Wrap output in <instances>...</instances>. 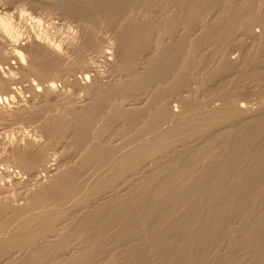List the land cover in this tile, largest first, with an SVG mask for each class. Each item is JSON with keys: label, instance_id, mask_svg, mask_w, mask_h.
I'll return each mask as SVG.
<instances>
[{"label": "rangeland", "instance_id": "374dc122", "mask_svg": "<svg viewBox=\"0 0 264 264\" xmlns=\"http://www.w3.org/2000/svg\"><path fill=\"white\" fill-rule=\"evenodd\" d=\"M236 2L237 0H230V1L213 0L208 4V7H206L207 9L204 10L205 12L202 14L204 17L200 15L198 19L199 21L204 20L207 23L210 22V24H214L215 26L219 27L223 23V21L227 19L224 18L225 16L224 14L230 13L228 10H225L226 9L225 7L236 6ZM176 13H177V6H172V5L166 6L160 3H155L146 6L142 3V0H115L110 5L103 4V0H100V2L99 0H92V1L90 0H0V44L1 45L4 44V46L8 49H12V48L19 49L24 56H26L28 50L32 48L34 45L37 44L46 45L48 50L52 51V54L50 52L48 55L45 56V58L46 57L47 58L44 59L46 61L48 59L49 62H52L53 59H55V61L53 62L57 64L56 61L58 58L59 59L58 62L63 63L60 65L59 63L57 65H54V63L52 62L50 65L51 67L52 65H54L56 71L55 70L51 71L52 73L50 72L49 75H47L44 78H38V76H35V74L31 71H28L30 73L27 72V74L25 72L26 75L22 74L19 66L22 62L19 56L11 57L10 55V57L9 56L7 57V60L6 59L2 60V62L0 63V75L5 76L6 78L8 77L10 86H14L13 88L14 92H11L12 96H8V98L5 101L2 100L1 101L2 103H0V107L4 106L3 108L6 109L7 111L4 112L3 114L4 117L0 118V189L2 188L1 190L4 191L3 193L2 191L0 192V196L2 195L1 198H4V196H8L7 198L8 199L10 198L11 203H17L20 200L19 198L20 196L18 195L21 190L29 191L30 189L28 188H32V189L36 188L35 185L34 187H32L33 185L30 183V181L29 183H27L28 185H24L23 183L14 184L15 179L13 178V176L14 175L17 176V173L15 174V172L18 170V167L17 166L15 167V164L12 162V160L8 159L10 158L9 150L11 149V147H14V145L17 143L20 144V145L17 144L18 146L21 145L23 146V143L27 142V140L28 141L31 140L34 141L35 143H41L44 145L47 155L45 160L39 166L40 168L39 176L41 177V180L42 179L47 180L48 175L51 173V171L44 169L46 165H47V169L54 167L57 168L59 171L61 170L64 171L63 169L70 168L69 170L71 171V173L70 176L67 177L66 181L69 184L76 187V191L69 198L63 200L60 203L55 204L53 203L52 199H48L43 205V208L45 209L57 210L58 211L57 214L60 215L59 219L64 217L63 221L67 222V224L69 222H70L69 224L73 223L71 227L68 228V231H75L73 225L78 221L79 216H82L83 215L82 213L86 212L87 207H84L85 201L93 195L92 189H90L88 185L92 183L94 180L100 177L107 176L108 174H111L113 180V181L111 180V183L118 184V182H120L119 185L121 184V187L124 184L123 193L124 191L125 192L128 191L129 188L132 189L137 188L138 186H140L139 184L150 185L148 189L151 190L149 191L147 189L144 191V192L147 191L146 194L144 192H141L142 189L140 190V188L138 187L137 190L139 189V191L136 190V192L134 191L133 193L130 192L131 194L128 193L127 194L128 197H125L126 199L131 200L132 198L134 199L136 195H140L138 193H141V195L143 194L144 197L151 200L149 201L147 199H144V197L142 196L143 200H145L146 203H143L142 201V203L145 205L139 204L141 206H138V211L144 208L147 210L148 206L150 207L151 204V203L148 204V202H152L154 199L163 201L165 203V207L167 208L169 206L168 208H170L171 203L173 204V202L171 201L173 200V198L172 197H171L172 199L169 198L172 193L176 192V190L183 188L186 189L188 187L193 188L194 186L193 189L198 190L199 192L198 191L197 192L199 194L200 193L203 194L204 192L206 195H208L207 193L211 191V187L209 185L215 186V184H219V183L222 184L223 182L222 191L224 190L223 191L224 197H222L223 195H221L222 194L221 192L219 193L220 196L218 195L211 198L213 201H216L215 204H213L214 202L209 199V196L208 197L193 196L190 198L191 200L190 199L188 200V202L187 201L183 202L185 204L182 205V208L176 206L175 208L173 205L172 206L173 212H171V215L172 214L175 215V213L176 214L181 213V214L180 215L177 214L175 216L172 215L173 217H171L170 215L171 218L168 219L171 221L167 222L168 219H166L164 220V222L166 221L167 223H170L173 221L172 223L174 224L176 223L174 226L172 223L170 225V224H166V222L165 225L163 223L161 224L163 220L160 222V220L162 219L160 218V216L162 215L159 214L158 215L160 220L158 223H160L163 226V228L161 225L157 223L155 224L152 223L150 219H148L149 217L151 218V216H146L147 214L145 209L144 211L146 215L144 214V211L140 212L142 214H138L137 210H134V213L135 211L137 212L136 214H134L133 211L130 210L128 204H126L125 207L124 205H118V207L112 205L113 209L117 208L126 212L124 214L128 218V219L125 218L127 222H125L124 220V222L119 221L121 222V224L118 221L117 222L119 224L113 223V221L116 222V220H111L112 214L108 211L107 212L104 211L106 213L101 212L96 214L98 216L97 217L95 215V217H97L96 219L98 220L97 225L94 228L86 230V232L85 231L82 232L83 234L81 233L78 236L76 235L71 236V238L68 239L69 240L68 244L72 246V249L74 248L73 251L71 250L68 251V253L65 254L64 258L55 257V259L52 261V264H77L75 263L74 259L68 257V255L72 254L73 252H74L73 254L75 255L79 254L80 256H85L88 258V260H86L84 264H166V263L168 264V262L165 261L167 260L166 258L174 254V252L172 253L173 250L172 248L170 251V247L172 246L171 242L163 246H154L153 244H151V246H153L156 251L151 249L149 251L153 255H150V253L149 256H147L148 253L147 255L145 254L146 257L143 255L148 249L147 245L150 244L148 243V241H150V237L144 234L146 233V231H148V229L146 230L144 226H142L144 227L143 232L141 231L142 227H140V229L138 228L140 232H142L144 235H142L139 232V230L136 229L137 234L139 235L141 234L140 237L139 235L136 236L140 239L141 243H139L138 238H137L138 242L137 239H132L133 236H131L130 238H128L129 236L128 237L123 236L124 238L123 237L122 238L124 240L121 237H115V233L118 231H123V229L132 230L131 228L132 226L128 228L127 224L129 222H130L129 224H132L134 221H136L135 223H140V222L143 223L144 221L142 220V218L144 215L146 217L144 216L145 218L143 219L146 221L149 220L152 226L154 225L153 226L155 227L154 229H156L157 228L156 226H158V228L162 229L159 230L164 231L165 234L166 230L170 228V230H167L166 234H169L170 231H172L169 234V236L171 235L170 239L172 241L174 240L173 242H175L176 240L179 241L180 239L185 240L187 237L190 240L193 237H195L193 235H197L198 231H200L199 232L200 235L203 234L201 233L202 231L205 233V235L210 233L209 230L211 231L212 236L211 234H209L210 239L208 235L201 239L204 240L202 241L204 243H202L200 239L196 238V240L194 241L197 243L190 240L191 242L186 243L187 245L186 244H184V246L182 245V248L180 249L183 250L180 251V255L181 256L183 255L184 257L186 256V258L190 255L188 258L191 257L193 258L188 260L182 256L180 257V262H182L181 260L183 258H184L183 261L186 264L187 262L188 264H190L191 263L190 260H193L194 258L195 260L196 259L198 260L199 258L198 262L200 264H205V263L226 264L229 262L228 258H230V261H234L235 259L234 262H237V264L240 263L257 264L258 262H264V253L256 252L259 248L258 246L264 243L261 241L262 238L258 239L260 241L256 240L257 238H259V236H264V229H263L264 228V224H263L264 194H262L264 193V172H263L264 169H262L261 167L262 171L260 169H258L255 172L250 171L251 170L250 168H252L251 164L253 163L254 158L256 160L258 159L259 156L256 155L244 156L245 154L244 149L241 148L240 151L239 148L235 149L236 153H233V155L236 158L237 157L240 159L245 158L242 161L244 162L246 160L247 163L246 162L243 164L241 163L243 166L241 164H238V166L236 164L233 165L231 164L227 166V168L230 167L229 169H227L225 165H223L222 168L224 170L222 173L220 171L222 170V168L220 167L222 165L221 162L218 163L217 162L218 160L215 161L213 159L211 161L208 158L207 160L210 161L207 162V160H205L206 159L205 157L207 152L209 153V151L210 152L218 151L219 153L221 148L224 149V146H226L225 143L228 141V138L220 139V137L219 138L214 137L212 132L209 133L207 132L208 134L206 132L203 133L195 132L193 129L188 127L191 121L201 120L203 118H206L208 114L211 115L212 114L211 111L213 110V108L221 104L223 100L230 98L232 96L237 95L236 97L238 102L244 103L250 109L253 110L258 109L259 104L263 103L264 101V34H263L264 33V3H262L259 9V15L261 14L262 19L261 18H260L261 20L256 19V21H254L251 24L253 31L259 33L263 31L262 32L263 35L261 34V36L258 38L252 36V33L249 32L248 30H244L243 25L241 23L244 22L250 15L246 12L245 13L242 12L233 19L232 24L229 27H227L225 30H223V34L220 36L209 35V36H203V38L202 39L200 38L199 40L198 38L194 39L195 41L193 42H190L187 39H184L181 42L178 41L175 42L173 41L174 37L170 38L167 33L168 21L165 19V17L169 18L172 15L175 16ZM131 21L140 27L149 29L151 32L150 37L147 39L145 43H143L144 45L140 44L141 45V46L139 45L140 47L137 46V48L139 47L138 48L139 50H136L137 48L134 49V51L136 50L135 51L136 53L139 52L138 62L145 60L144 56H146L148 51L150 52L154 48L160 46H164V47L166 46L165 53L167 54L166 57L168 56L166 60L168 61L169 59V61H171V62H166L167 63L166 66L163 65V70H164L163 72L165 73V75L161 77L160 81L158 82L155 81L154 83L151 82L152 85L149 83L147 84V86L143 84V86L141 85V87L138 86L140 84H136L137 87L135 85H133L134 87L132 85L128 86V84L127 86H125L126 84L124 85L123 83H126V81H128L127 79L128 75L134 73L133 71L127 68L126 59L121 58L123 60L122 61L120 57L116 56L114 60L117 58L116 59L117 63L115 62L114 66H111L110 64L114 60H112L113 58L111 54L107 53V51L112 50L110 46L118 47L119 42H117L118 40L116 34L121 33L124 29V25H126L128 22ZM177 29L178 30L175 33L178 35L179 33L183 34L186 33L187 31H189L188 32L189 34L194 32V28L188 30L182 24L178 25ZM197 32L198 31L195 30V32L190 34L189 37L196 38L198 35H195V33ZM158 41L160 43H158ZM20 46H22L23 48L20 49ZM52 55H54L55 58ZM221 55L229 57V59L233 61H231L228 64L227 68L222 73L217 74L215 73V71L219 68ZM172 56L174 57V59ZM49 57L51 58L49 59ZM80 58H83L85 62L82 61L83 59L80 60ZM24 59H25L24 60L25 64L29 65L28 61L26 60V57ZM78 60L80 61L79 66L77 65L79 63ZM64 64L68 66V68H66ZM61 65L62 66L64 65L67 70L65 71L63 66V68L61 67L63 70L62 71L59 67ZM140 65H143V63H141ZM259 71L263 72L262 76L258 74ZM85 75H87V78L85 77ZM50 77L54 79L53 80L54 85L51 87L49 86L48 88L46 87L47 86L46 84H48L47 80ZM175 79L177 81H180L181 83L177 84V86H170L172 80ZM122 80L124 82H121ZM101 83H106V84L108 83L110 85L109 88L107 87L109 90L108 89H106L108 91L105 90L107 97H104L105 93L104 95H101L103 98L100 96V94H99L100 98L97 95L98 93L96 90L99 89L98 85H100ZM111 85H113L112 86L113 88L111 87ZM120 87H122L123 89H121ZM45 88L48 91H46ZM95 91L97 94L95 93ZM108 92L111 93V96L113 94L114 95L111 97ZM226 96L227 98H225ZM97 97L99 98V100L97 99ZM105 98L106 99L109 98V99L107 101L104 100L103 102L102 99ZM100 99L102 102L100 101ZM95 100L100 102H96ZM181 100L189 104L188 108L183 109ZM160 101L161 102L163 101L168 105L169 109L175 114L174 119H168L166 118V116H163V118H166L163 119L162 116L160 118V115L159 116L156 115L157 110H155V108L157 109L158 105L161 104ZM95 103H98V105L97 104L95 105ZM112 106H114V108ZM115 107H121L123 108V110L125 108L124 111L126 113L122 112L120 114H117L116 115L117 117H115L113 113L115 111ZM150 108L152 109L150 110ZM88 110H91L93 113ZM152 110H154L155 113ZM150 111L152 112L151 114H149ZM128 112L129 115H127ZM131 113H136V114L132 115ZM152 114L154 115L153 117L157 119V122L160 123L159 125L156 124V126H161V127L172 126V125L180 126V124L189 121L187 124L188 125L187 129H184V131L181 132V134L167 137L165 139L166 141H164L167 142L165 143L167 144V147L163 148L162 151L160 150L152 154L151 156L141 160L140 162H136L132 166V168L134 169L128 170L125 168V170H122L120 172H115L119 170V168H123L124 166L120 164H113V166H111V163H108L109 161L107 160V158L106 160L104 159L101 160V158L95 157L88 160V162L83 163L86 154L90 153L97 146H105L107 147L108 150L110 149L111 153L113 154L112 155L113 158L114 155L117 156L118 153L121 154L123 152H126L127 149L132 148L141 142L151 140L154 133L153 132L151 133L150 129H154V127L152 125L151 128L150 124L155 121L154 119L153 120L151 119L153 118ZM120 115L123 116L121 117ZM149 119L152 121L150 122ZM54 121L62 122L61 124L62 126L60 125V127L62 128L61 129L62 132L57 131L56 129L53 128ZM83 122L86 124H84ZM220 123L222 125L221 124L219 125L215 124V125L221 126L220 129L223 130H228V129L230 130L237 128L236 125H231L230 121H222ZM253 123L255 122H251L250 124H248V126L245 125V127L243 128L244 131L243 129H241L242 131L238 132L239 134L238 138L245 135L247 131V129L245 128L249 127V125H252ZM146 125H150L148 126L149 127L148 130L147 128L145 130ZM262 135L264 136V133L259 135L257 134V137L256 136L253 137L254 141H251L253 140L251 139L250 143L256 144L260 142L262 140L260 138H263ZM221 140L224 141L223 143L225 144L222 145L223 147L219 145L220 142H222ZM230 140L233 141L234 138L233 137L231 138L230 136L228 142H231ZM223 149L220 152H224ZM240 153H242L244 157H242V155L239 156ZM233 155L232 157H234ZM246 157H249L248 158L249 161L248 159H246ZM250 158L252 160H250ZM249 162L250 163L252 162L250 166L248 164ZM174 165H176L175 168ZM177 165L180 167L178 168ZM217 166H219V168L214 169ZM5 168L7 169L5 170ZM110 168H113L114 172ZM205 168L208 170V172L205 171ZM234 168L237 169L235 170ZM243 168H245V170ZM1 170L4 171L3 172L4 176H2L3 173H1ZM134 170L136 173L133 172ZM237 170L238 172L242 171L241 172L242 174H246L245 177L247 178H245L243 181L246 182L247 185L248 184H253V185L252 186L249 185L251 186L249 188L250 191L246 189L248 193L245 191V189L244 191L241 190L242 192H239V190L238 191L236 190L235 192L232 191L234 195L237 192V194L234 196L232 192L230 193L228 192L232 190V186H233L232 184L233 183L237 184L239 183V181L243 182L241 181V179L234 178V176L230 177L231 175H235V173H237ZM8 171L10 173H8ZM203 171L206 172V176L210 172L207 178L204 175ZM146 172L147 173L152 172L155 175L151 173L152 175L145 178V180L141 179V181H138L140 180L141 175L143 177V175H145ZM182 172L184 174L186 173L188 174L184 175ZM216 172L218 177L215 174ZM178 173L183 174V176L182 174H180L181 177L183 178V179L181 178L182 180L180 179V175ZM198 173L202 176H200ZM218 173H221L223 175L220 174L218 175ZM157 174L158 176H160V178L157 176ZM197 174L200 177H198ZM133 175L135 176L140 175L138 177L139 179L136 180L135 185L134 182L132 184L133 178H131V176L133 177ZM175 175L179 177V178L176 177L177 181L178 179L180 180L178 181L179 184L175 181L176 178H173L175 177ZM187 175L190 176V180L189 178H187L188 177ZM225 175L229 176V180L227 179V176L225 178ZM153 176L154 178H156L157 176L158 179L154 180ZM150 177L153 183L151 182V180H149ZM168 177L169 179H167ZM214 177L216 179H214ZM8 178L9 181H7ZM192 178L194 180H192ZM218 178L222 179L221 180L222 182H219L220 180ZM184 179L187 180L188 182H185ZM201 179L205 181L203 182ZM167 180L170 181L167 182ZM174 181L178 186L175 187ZM161 182H163L162 184L164 186L161 184ZM201 182H203V184L205 183L204 185L202 184L204 187L200 185ZM170 183L173 185H171ZM130 184L134 186H131ZM165 184L167 185L170 184L171 186H168L169 188L168 187L166 188L165 186L167 185ZM182 184L183 187L181 186ZM196 185L199 189L196 187ZM260 185H262V188ZM229 186L231 188L230 190L228 188ZM173 187H175V189ZM177 187H179V189ZM156 188L158 191L157 190L154 191ZM224 188H226V190ZM251 188L253 189L256 195L252 193ZM167 189H168L167 191L168 194L166 193ZM148 192L149 193L151 192L152 194L155 192L157 193L152 195L149 194ZM159 192L160 194L158 195ZM224 193L229 194V196ZM164 194H165L164 197L166 198L162 197ZM249 194L252 195L251 197L253 199L249 196ZM154 195L156 197H154ZM225 195H227L228 197ZM255 196L257 200H255ZM230 197L233 199L232 202H234V205L236 206L234 205L229 206V207H233L230 208V210L228 207H225L226 209H223L221 203L224 202V200L231 201ZM162 198L164 199L162 200ZM205 198L207 199V201L208 199L210 200V202L208 201V205L206 203ZM248 198L249 201H246L248 200ZM166 200L169 201L168 204L166 203L168 202ZM192 200H195V202ZM200 201L203 202V204L207 205L208 207L203 205ZM241 201L242 203L239 205ZM250 201L252 202L249 203ZM253 201L255 202L253 203ZM193 203H195L196 206ZM209 203L212 204L210 205ZM218 204L220 205L218 206ZM189 205H193L194 208L196 207L197 209L196 208L194 209L193 206H191L192 209L191 208L189 209L188 207ZM250 205H252L253 208H250L251 207ZM119 206L121 208H119ZM142 206L144 207L141 209ZM197 206L201 209L202 213L204 211L205 213L201 214ZM210 206L214 208L213 211L217 210L216 211L217 215L219 214L217 213L218 211L220 213L222 212L223 215L226 214L225 215L226 217L223 216L222 219L223 221L226 218L222 223L225 224L224 226H222L221 224L222 221L220 219L222 218V216H220V214L219 216L221 218L219 217L218 218L219 220H217V218L215 220L214 219L215 217L212 218L213 215L209 221L207 220L210 218L208 212L212 210ZM239 206L242 207L240 208ZM220 207L222 208V211ZM162 208L163 209L161 210V212L163 213L165 210L164 207ZM174 208L175 211L177 210L175 213H174ZM177 208H179V210L182 209V211L180 210L179 213L178 212L179 210ZM128 209L131 212V213L129 212V215L131 214L130 216L134 217L133 219L129 215L127 216ZM193 209L197 212H194ZM254 209L255 211H257V213L254 211ZM192 210L196 215L199 214V216L197 215L198 216L197 217L192 212ZM207 210L209 211L207 212ZM248 211H250L252 214L249 213ZM102 213L104 215H102ZM107 213L109 214L107 215ZM188 214L191 217L193 214V218L195 217L194 221H196L200 217L203 218V219L202 218L198 219L196 221L197 222L196 224L195 222L191 224L194 228L193 229L194 231L192 230V226L189 227L188 225L189 224L187 220L189 218L187 216ZM260 214H262V217ZM22 215L23 214L18 215V213L14 212L12 208H7L3 211H0L1 238L13 232L15 227L25 218V215L23 216ZM183 215L187 217L186 220H184L185 216ZM207 215L208 218H206ZM257 215H259V218L261 217L263 220L261 218L259 219ZM102 216H104V219ZM108 216L110 218H105ZM176 216L177 218H181V221L184 220V222L185 221L186 222L185 223L181 222L179 219L176 218ZM248 216L249 218L251 217L249 219V222H248V218H246ZM75 217H77L78 219L77 218L72 219ZM89 217L93 219L92 216L86 215L83 220L87 219L88 221H91L92 219H89ZM243 217L246 219H244ZM138 218H140L141 220ZM253 218L254 221L255 219H258L259 221L258 220L257 221L261 223V225L257 221L250 223V221H252ZM174 219H176L177 221L179 220L181 223H183L184 226L188 223L185 226L187 229H185L183 225L181 226L179 221L178 222L174 221ZM151 220L153 221L152 218ZM200 220L204 222L201 221L202 222L201 223ZM244 220H246V223L248 225L245 223ZM260 220H262V222H260ZM211 221H213V223ZM215 221H217L216 226H218L216 229H219V230L215 229L216 232L212 231L214 230V228H210V227H216L214 224ZM153 222H155V220ZM209 222H211L212 224ZM256 222L258 224H256ZM123 223H126L127 226L124 225ZM200 223L202 225H204L203 223H205L204 225L205 227L201 228L200 226L202 225ZM254 223L257 225V227ZM179 224L181 227H183L182 228L183 230L181 229ZM207 226L210 229H208ZM254 226L256 227L257 230H259L258 234L260 233L257 238L254 235L249 234L251 232H249L248 229L251 227L250 231H253L255 230L252 229V227L254 228ZM176 227L179 228L177 229ZM221 227H223L224 229L220 230L222 229ZM260 227H263L262 228L263 231L260 230ZM172 228L177 230H174L173 232ZM195 228L197 229L196 234H194ZM204 229L205 230L207 229L208 231H205ZM219 231H221V234ZM260 231L263 232L262 235ZM188 232L190 233L188 234ZM213 232L215 234H213ZM244 232H246V234L248 233L250 236L248 235L245 236L246 234L244 235ZM186 233L189 236H186L185 238L184 234ZM217 233H219L218 235L220 236H218ZM172 234H177V235L175 236ZM144 236L148 237L149 239L148 238L146 239V237ZM242 237H245V239L247 240L242 239ZM204 238L206 239L207 242L205 241ZM253 238L254 239L256 238L255 241L251 240ZM94 240L97 241L98 243L95 242ZM129 240L132 243H130ZM87 241L89 242L87 243ZM123 241L124 242L126 241L130 245L127 243L124 244ZM134 241L136 243H134ZM239 241L243 246L241 244L238 246ZM193 242L195 244H193ZM251 242L252 245L250 244ZM255 242L257 244L261 242L262 243L257 246ZM168 244L170 245V247H168L169 246ZM133 245L135 246L136 249L138 247L136 245H139L140 246L138 247L139 250L143 249L142 251L144 252L139 251L137 249L138 254L140 255H138L137 253H133L131 255L133 257L130 256L131 257L130 260V258L127 257V254H129L131 248L132 250L134 249ZM198 245L199 247L197 248ZM200 245H202L203 247ZM263 245L264 244H262L261 247ZM1 247L7 250L11 246L9 243L5 242V244L1 245L0 248ZM159 247L161 249L163 248L162 250H164L165 247L167 248L165 249V251L161 252ZM194 247H196L195 250ZM157 248L160 252L157 251ZM199 248L200 249L202 248L204 252L202 249L200 250ZM185 249L187 250L186 252ZM189 249L190 251H188ZM196 250L197 252H195ZM251 250L253 252H251ZM182 251L184 254L181 253ZM201 251L202 254H204L205 256L201 254ZM262 251H264V246ZM185 253L187 254L185 255ZM248 253L251 254L249 255ZM159 254H161V256ZM258 254H261L262 257ZM198 255L199 257H197ZM200 256L203 258L202 260H204L203 263L201 262L202 260ZM258 256H260L261 258ZM216 257L218 259L220 258L221 261L219 260L220 261L219 262ZM223 258H227L226 260L225 259L224 260L225 261L228 260V261L225 262L223 260L222 262ZM236 259L238 260L236 261ZM195 260H193L194 262L192 261L191 264L193 263L199 264L196 263L197 260L196 261ZM184 263L182 262L181 264ZM43 264H47V263H43ZM48 264L51 263L49 262Z\"/></svg>", "mask_w": 264, "mask_h": 264}, {"label": "bare ground", "instance_id": "6f19581e", "mask_svg": "<svg viewBox=\"0 0 264 264\" xmlns=\"http://www.w3.org/2000/svg\"><path fill=\"white\" fill-rule=\"evenodd\" d=\"M90 1H92V0H90ZM113 1H115V0H103V4H108V5H110V4H112L113 3ZM213 0H142V3L144 4V5H146V6H149V5H151V4H155V3H160V4H162V5H172V6H177V13H176V15L175 16H170L168 19L165 17V19L168 21V24H167V33H168V35H169V37L171 38V37H174V39H173V41H175V42H181L182 40H184V39H187V40H189L190 42H193V41H195L194 39H197L198 38V40L201 38H203V36H209V35H211V36H220V35H222L223 34V30H225L227 27H229L231 24H232V21H233V19L236 17V16H238L240 13H248L250 16L244 21V22H242L241 24L243 25V28H244V30H248L249 32H251L252 33V36H254L255 38H258V37H260L261 36V34H262V32H255V31H253L252 30V23L254 22V21H256V19L257 20H261L262 19V17H261V14L259 15V9H260V6L262 5V3H264V0H237V2H236V6H228V7H225L226 9L225 10H228L230 13L229 14H224L223 16H224V18H227L225 21H223V23L218 27V26H215L214 24H210V22L209 23H207L206 21H204V20H202V21H199V19H198V17L200 16V15H202L205 11L204 10H206L207 8L206 7H208V4L210 3V2H212ZM228 1H230V0H228ZM99 2H100V0H99ZM231 3V2H230ZM102 4V3H101ZM229 7H230V9H229ZM233 9V10H232ZM225 12H227V11H225ZM127 15V14H126ZM222 16V15H221ZM220 16V17H221ZM202 17H204L203 15H202ZM261 18V19H260ZM139 24H140V22H139ZM180 24H182L183 26H185V28H187L188 30H190L191 28H194V32H195V30H197L198 32L197 33H195V35H198L196 38H192V37H189V35L190 34H192V33H194V32H192V33H188L189 31H187L186 33H183V34H180L179 33V35L178 34H176L175 32L178 30L177 29V26L178 25H180ZM196 26V27H195ZM126 30H127V32H126ZM180 31V30H179ZM120 32V31H119ZM264 34V33H263ZM262 34V35H263ZM150 35H151V32H150V30L149 29H147V28H144V27H140V26H138L137 24H135L134 22H128L126 25H124V29H123V31L121 32V33H118V34H116V37H117V42H119L118 43V47H116V46H110V48H112V50H110V51H107V53H109V54H111V56H112V60H114V58L117 56V57H120V59L122 58H124V59H126V65H127V68L129 69V70H131V71H133L134 73H131V75H128V81H126V83H123L125 86H127V84H128V86L130 85H135L136 86V84H140V85H138L139 87H141V85L143 86V84L144 85H146L147 86V84H151V82H155V81H160V79H161V77H163V75H165V73L163 72L164 70H163V65H165L166 66V62H171V61H169V59H168V61L166 60L167 58H168V56L166 57V53H165V48H166V46L164 47V46H160V47H157V48H154L153 50H151L149 53L147 52V54H146V56H144V61H139L138 62V53L139 52H135L136 50H139L138 48L141 46V45H144L143 43H145L146 41H147V39L150 37ZM116 39V38H115ZM158 43H160L159 41H158ZM141 44V45H140ZM115 45H117V44H115ZM140 45V46H139ZM163 45V44H162ZM137 46H139L138 48H137ZM19 48V47H18ZM21 48H23L22 46H20V49ZM137 48V49H136ZM168 48H170V47H168ZM134 49H136L135 51H134ZM169 50V49H168ZM174 50V49H173ZM167 51V50H166ZM51 52V54H52V51H50V50H48V48H47V46L46 45H39V44H37V45H34L32 48H30L29 50H28V52H27V54H26V56H24L23 55V53L19 50V49H15V48H12V49H8V48H6L5 46H4V44L3 45H1L0 44V63L2 62V60H7V57L9 56L10 57V55H11V57L12 56H19L20 57V59H21V64L19 65L20 66V69H21V72H22V74H24V75H26L27 74V72L28 71H31V72H33L34 74H35V76H38V78H44V77H46L47 75H49V73L51 72V71H54L55 70V66L54 65H57L59 62H58V58H57V61H56V63L57 64H55L53 61H55V59H53V63H54V65H52V67H51V63L52 62H49L48 61V59H47V61L45 60L46 58H45V56L46 55H48L49 53ZM144 52H145V50H144ZM170 52H172V51H170ZM169 52V53H170ZM165 53V54H164ZM169 53H168V55H169ZM174 54V53H173ZM145 55V54H144ZM53 57H54V55H52ZM26 57V60L28 61V64L29 65H27V64H25V62H24V58ZM173 57V56H172ZM45 58V59H44ZM51 57H49V59H50ZM55 58V57H54ZM44 59V60H43ZM83 58H80V60H82ZM117 59V58H116ZM116 59L114 60V61H112L110 64H111V66H114V64H115V62H116ZM119 59V60H120ZM121 59V60H122ZM172 59V58H171ZM170 59V60H171ZM173 59H174V57H173ZM120 60V61H121ZM79 61V60H78ZM77 61V62H78ZM82 61H84V59L82 60ZM123 61V60H122ZM231 61H233V60H231V59H229V57H226V56H223V55H221V61H220V65H219V68L215 71V73H222L226 68H227V66H228V64L231 62ZM85 62V61H84ZM110 62V61H109ZM125 62H124V64H125ZM83 63V62H82ZM117 63V62H116ZM122 63V62H121ZM141 63H143V65H140ZM60 64H63V63H59V65ZM84 64H86V63H84ZM123 64V63H122ZM65 65V64H64ZM63 65V66H64ZM78 66L80 65V61H79V63L77 64ZM83 65V64H82ZM63 66L61 65V66H59L60 67V69L62 70V68H63ZM66 66V65H65ZM65 66H64V69H65V71L67 70L66 68H68V66H66V68H65ZM110 66V67H111ZM120 66V65H119ZM57 67V66H56ZM58 67V68H59ZM62 67V68H61ZM123 67V66H122ZM121 67V68H122ZM124 68V67H123ZM83 69V68H82ZM56 71V70H55ZM63 71V70H62ZM25 72H26V74H25ZM28 73H30V72H28ZM52 73V72H51ZM53 74H54V72H53ZM259 75H263V72L262 71H259V73H258ZM103 76V75H102ZM85 77L87 78V75H85ZM115 78V77H114ZM124 79V78H123ZM53 78L52 77H50L48 80H47V82H48V84H46L47 86L46 87H48L49 88V86L51 87V86H53L54 85V83H53ZM104 82V81H103ZM121 82H124L123 80L121 81ZM10 82H9V80H8V77L6 78L5 76H1L0 75V103H2L1 101L2 100H6L7 98H8V96H12V94H11V92H14L13 91V88H14V86H10V84H9ZM181 82L180 81H177L176 79L175 80H172V82H171V85L170 86H177V84H180ZM70 84V83H69ZM95 84V83H94ZM93 84V85H94ZM116 84V83H115ZM65 85V84H64ZM124 85H123V87H124ZM152 85V84H151ZM113 85H111V87H112ZM116 86V85H115ZM110 87V85L107 83H101L100 85H98V88L99 89H97L96 91H97V93H96V91H95V93L98 95V97H99V94H100V96L101 95H104V93H105V90L106 89H108V88ZM134 87V86H133ZM137 87V86H136ZM113 88V87H112ZM117 88H119V87H117ZM121 89H123L122 87H120ZM111 89V88H110ZM45 90H46V88H45ZM100 90V91H99ZM109 90V89H108ZM108 90H106V91H108ZM114 90H116V89H114ZM118 90H120V89H118ZM46 91H48V90H46ZM111 91H113V90H111ZM122 91H124V90H122ZM125 91H126V89H125ZM69 92H70V90H69ZM114 92H117V91H114ZM109 93V92H108ZM243 93H246V92H243ZM110 94V96H111V93H109ZM113 94V93H112ZM114 95V94H113ZM112 95V96H113ZM111 96V97H112ZM231 96V95H230ZM237 96V95H236ZM236 96H232V97H230V98H227V96L225 97V98H227V99H225V100H223L222 102H221V104H219V105H217L215 108H213V110L211 111L212 112V116L210 115V114H208L207 115V117L206 118H203V119H201V120H197V121H191L190 122V124H189V126L187 125L188 124V122L189 121H186L185 123H182V124H180V126H174V125H172V126H166V127H161V126H156V124L157 125H159L160 123L159 122H157V119L156 118H154L153 116V114H152V117L153 118H151L152 120L154 119L155 121L154 122H152L150 125H146V127H145V130H146V128H147V130L149 129V127L148 126H150L151 128H152V125H153V127H154V129H150L151 130V133L153 132L154 133V135L152 136V138H151V140H149V141H144V142H141V143H139V144H137V145H135L134 147H132V148H129V149H127L126 150V152H123V153H121V154H119L118 153V155L117 156H115L114 155V157L112 158V153H111V151H110V149L108 150L107 149V147H105V146H97V147H95L90 153H88V154H86V156H85V158H84V161H83V163H86V162H88V160H90L91 158H101V160L102 159H104V160H106V158H107V160L109 161L108 163H111V166H113V164H120V165H123L124 167L123 168H119V170H117V171H115V172H120V171H122V170H125V168L126 169H134V168H132V166L136 163V162H140L141 160H143V159H145V158H147V157H149V156H151L152 154H154V153H156V152H158V151H162V149L163 148H165V147H167V144H165V143H167V142H164V141H166L165 139L167 138V137H170V136H176V135H178V134H181V132H183L184 131V129H187V126L188 127H190L191 129H193L195 132H212V134H213V136L214 137H220V139H223V138H228V141H229V137L231 136V138L233 137L234 138V140L232 141V140H230L231 142H226L225 144H226V146H224V149L223 148H221L220 149V151L223 149V151L224 152H220L219 151V153H218V151H212V152H210L209 151V153L207 152V154H206V159L205 160H207V158L208 159H210L211 161H212V159L213 160H218L217 162L218 163H220L221 162V168L223 167V165H225V167L227 168V166L228 165H233V164H236L237 166H238V164H243V163H245L246 162V160L243 162L242 160L243 159H245V158H242V159H240V158H236L234 155H233V153H236V151H235V149H238L239 148V151H240V149L242 148V149H244L245 150V154H244V156H248V155H256V156H259L258 157V159H256L255 160V158H254V160H253V163L251 164L250 162L248 163L249 164V166H250V164H251V166H252V168H248L251 172L253 171V172H255V171H257L258 169H260L261 170V167H262V169H264V136H263V138H260V139H262L260 142H258V143H256V144H253V143H250V140L251 139H253V137H257V134L259 135V134H263L264 133V101H263V103H261V104H259V107H258V109H250L247 105H245L244 103H241V102H238V100H237V97ZM86 97V96H85ZM97 97V99L99 100V98ZM102 97V96H101ZM104 97H107L106 96V93H105V95H104ZM157 97V96H156ZM103 98V97H102ZM10 99V98H9ZM109 98H105V99H102L103 100V102H104V100L105 101H107ZM111 99V98H110ZM44 101V100H43ZM96 101V100H95ZM100 101H101V99H100ZM100 101H96V102H100ZM182 101V106H183V109H186V108H188V106H189V104L188 103H186L185 101H183V100H181ZM47 102V101H46ZM102 102V101H101ZM116 102V101H115ZM160 105H158V107H157V109L155 108V110H157L156 112V115L157 116H159L160 115V118H161V116H162V118H163V116H166V118H168V119H174V117H175V114L169 109V107H168V105L166 104V103H164L163 101L161 102L160 101ZM98 105V103H95V105ZM103 104V103H102ZM102 104H100V105H102ZM114 105V104H113ZM2 106V105H1ZM115 106H116V103H115ZM117 106H119V105H117ZM4 106H2V107H0V118H3L4 117V112L6 111V109H4L3 108ZM113 108H114V106H112ZM135 107V106H134ZM112 108V109H113ZM153 108V107H152ZM152 108H150V110L152 109ZM147 109V108H146ZM148 109H149V107H148ZM124 110H125V108H124ZM123 110V108H121V107H115V111L113 112V110H112V112L114 113V115H115V117H117L116 115L117 114H120V113H124L125 111ZM13 111V110H12ZM88 111H90V112H92L91 110H88ZM147 111H149V110H147ZM152 111H154V110H152ZM7 112V111H6ZM93 113V112H92ZM92 113H90V114H92ZM126 113V112H125ZM152 112L150 111L149 112V114H151ZM154 113H155V111H154ZM132 115L133 114H136V113H131ZM148 114V113H147ZM127 115H129V112H128V114ZM131 115V116H132ZM138 115V114H137ZM94 116V115H93ZM121 116V115H120ZM123 116V115H122ZM121 116V117H122ZM125 116V115H124ZM150 116V115H149ZM216 116V117H215ZM112 117H113V115H112ZM128 117V116H127ZM166 118H163V119H166ZM150 120V119H149ZM152 120H150V122L152 121ZM162 120V119H161ZM160 121V120H159ZM222 121H230L231 122V125H236V129H228V130H223V129H220L221 128V126H216L215 124H217V125H219V124H221L220 122H222ZM261 121V122H260ZM87 122V121H86ZM157 122V123H156ZM251 122H255V123H253L252 125H249V127H247L248 126V124H250ZM258 122H260V123H258ZM84 123V122H83ZM148 123V122H147ZM62 124V122H60V121H54V124H53V128L54 129H56L57 131H61L62 132V128L60 127V125ZM84 124H86V123H84ZM238 124V125H237ZM214 125H215V127H214ZM222 125V124H221ZM230 125V126H231ZM245 125H247L246 127L247 128H245V129H247V131H246V134L245 135H243L242 137H239L238 138V132H240V131H242L241 129H243L244 127H245ZM62 126V125H61ZM227 126V125H226ZM155 128H156V130H155ZM239 130V131H238ZM243 131H244V129H243ZM148 132V131H147ZM150 132V131H149ZM207 133V134H208ZM242 133V132H241ZM98 137V136H97ZM237 138V140H236V138ZM96 140V139H95ZM222 141V140H221ZM225 141H226V139H225ZM251 141H254V139L253 140H251ZM224 141H222V142H220V146H222V145H225L224 143H223ZM25 143V144H24ZM23 143V146L21 145V146H18V145H20V144H15L14 145V147H11V149L9 150L10 152H9V157L10 158H8L9 160L11 159L12 160V162L15 164V167L17 166L18 167V170L15 172V174L17 173V176H13V178L15 179V181H14V184H24V185H28L27 183H29V181H30V183L33 185L32 187H34V185L36 186V188H28V189H30L29 191H20V193H19V195L18 196H20L19 198H20V200H19V202H17V203H11V200H10V198L8 199L7 197L8 196H4V198H1V196H0V211H3V210H5V209H7V208H12V210H14V212H17L18 213V215L19 214H23V215H25V218L15 227V229L13 230V232L11 233V234H9V235H6L5 237H0V246L1 245H3V244H5V242L6 243H9L10 244V248L9 249H5V248H3V247H1L0 248V264H43V263H51L52 264V261L55 259V257H62V258H64V256H65V254H67L68 253V251H73V249H72V246L71 245H69L68 243V239H70L71 238V236H78V235H80L82 232H86V230H89V229H91V228H94L96 225H97V223H98V220L96 219L98 216L96 215V214H98V213H101V212H104V211H108V212H110L111 214H112V216L111 215H109V216H111L112 217V219L111 220H116V222L115 221H113V223H116V224H121V222H119V221H123L124 222V220H125V218H127L126 217V215L124 214V213H126L125 211H122V210H120V209H113L112 207L113 206H115V207H118V205H124V207H125V205L126 204H128L129 205V207H130V210H132L133 211V213H134V210H137L138 211V206H141L143 203H146V201L145 200H143V194L141 195V193H138V194H140V195H136V199L134 198H132L131 200L129 199H126L125 197H128L127 196V194L129 193V194H131L130 192H132L133 193V191L134 192H136V190H137V188L139 187L140 188V190L142 189V191L141 192H144L145 190H147L148 188H149V184H145V185H143V184H139L140 186H138L137 188H135V189H132V188H129L128 189V191H124V193H123V190H124V184H123V186L121 187V184L119 185V183L120 182H118V184L117 183H111V180H112V177H111V174H108L107 176H104V177H100V178H98V179H96V180H94L92 183H90L88 186L90 187V189H92V192H93V195L91 196V197H89V199H87L86 201H85V205H84V207H87V209H86V212H84V213H82L81 215L82 216H79V219L77 218V217H75V218H72V219H78V221L73 225V227L75 228V231H68V228L69 227H71V225L73 224H67V222H65V221H63V218H61V219H59V217H60V215H58L57 213H58V211L57 210H51V209H45V208H43V205L45 204V202L48 200V199H52V201H53V203H55V204H57V203H60V202H62L63 200H65V199H67V198H69L75 191H76V187H74L73 185H71V184H69L67 181H66V179H67V177L68 176H70V173H71V171L69 170V169H67V168H65L64 166V168L65 169H63L64 171H59L57 168H50V169H47V165L44 167V169H46V170H48V171H51V173L48 175V178H47V180L46 179H42L41 180V177L39 176V172H40V168H39V166L42 164V162L45 160V158H46V151H45V148H44V145L43 144H41V143H35L34 141H31V140H27V142H24ZM57 143V142H56ZM106 143V142H105ZM93 145V144H92ZM87 147V146H86ZM223 147V146H222ZM227 149H226V148ZM111 148V147H110ZM226 149V150H225ZM112 150V149H111ZM110 151V152H109ZM113 151V150H112ZM235 151V152H234ZM238 151V150H237ZM242 151V150H241ZM79 152V151H78ZM82 152V151H81ZM82 154V153H81ZM205 154V153H204ZM238 154V153H237ZM237 154H236V156H237ZM232 155L234 156V157H232ZM240 155H242V153H240L239 154V156ZM243 155H242V157H244ZM224 157V158H223ZM253 157V156H252ZM255 157V156H254ZM110 158V159H109ZM249 157H246V159H248ZM7 159V160H8ZM112 159V160H111ZM99 160V159H98ZM209 160V161H210ZM250 160H252L251 158H250ZM177 161V160H176ZM175 161V162H176ZM208 160H207V162H209ZM248 161H249V159H248ZM10 162V161H9ZM214 162V161H213ZM179 163H180V161H179ZM179 163H178V165H179ZM211 163V162H210ZM217 163V164H218ZM247 163V162H246ZM12 164V163H11ZM175 164V163H174ZM216 164V165H217ZM241 164V165H242ZM247 164V165H248ZM59 165V164H58ZM177 165V167L179 168L180 166H178ZM146 166V165H145ZM243 166V165H242ZM10 167V166H9ZM176 167V165H174V168ZM236 167V166H235ZM246 167V166H245ZM217 168H219V166H217L216 168H214V169H217ZM230 167H228L227 169H229ZM238 168V167H237ZM236 168V169H237ZM239 168H241V167H239ZM2 169V168H1ZM7 168H5V170H6ZM67 169V170H66ZM112 171H113V168H110ZM203 169V168H202ZM212 169V168H211ZM210 169V170H211ZM235 169V168H234ZM235 169V170H236ZM244 170H245V168H243ZM4 170V169H3ZM209 170V171H210ZM223 168H222V170H220L222 173H223ZM242 170V169H241ZM15 171V170H14ZM205 171H207L208 172V170L205 168ZM205 171H203L204 172V175L206 176V172ZM215 171V170H214ZM217 171V170H216ZM262 171V170H261ZM260 171V172H261ZM4 171H2L1 170V173H3ZM114 172V171H113ZM134 173H136L135 172V170L133 171ZM132 172V173H133ZM145 172V171H144ZM186 172H188V171H186ZM218 172V171H217ZM217 172L215 173L216 174V176H217ZM242 172V171H241ZM241 172H238V170H237V173H235V175H231L230 177H232V176H234V178H238V179H241V181H243L245 178H247V177H245L246 176V174H242ZM264 172V171H263ZM8 173H10L9 171H8ZM14 173V172H13ZM149 173L150 172H146V174L145 175H143V177H142V175H141V178H140V180H138L139 178V176H135V175H133V177L131 176V178H133V181H132V184H133V182H134V185H135V182H136V180H138V181H141V179H144L145 180V178H147V177H149V176H151L152 174L150 173V175H149ZM177 173V172H176ZM183 173V172H182ZM182 173H178L179 175L180 174H182ZM210 173V172H209ZM208 173V174H209ZM211 173H212V171H211ZM234 173V172H233ZM159 174V173H158ZM158 174H157V176H158ZM184 174V173H183ZM183 174H182V176H183ZM186 174H188V173H186ZM186 174H184V175H186ZM199 174V173H198ZM197 174V175H198ZM200 174H201V172H200ZM199 174V175H200ZM207 174V176H209ZM223 175V174H221V173H218V175ZM225 174V173H224ZM227 174V173H226ZM249 174H251V173H249ZM249 174H247V175H249ZM11 175H13V174H11ZM137 175V174H136ZM153 175H155V174H153ZM190 175V174H189ZM193 175V174H192ZM198 175V177H200V176H202V175H200L199 176ZM211 175V174H210ZM229 175V174H228ZM228 175H225V178H226V176H227V179L229 180V176ZM2 176H4V173L2 174ZM135 176V177H134ZM157 176H156V178H154V176H153V178H154V180H156V179H158L157 178ZM188 176V175H187ZM194 176H196V175H194ZM207 176H206V178H207ZM214 176V175H213ZM257 176V175H256ZM159 178H160V176H158ZM164 177V176H163ZM177 176L175 175V177H173V178H176ZM192 177V176H191ZM218 177V176H217ZM10 178H12V177H10ZM166 178V177H165ZM172 178V177H171ZM177 178H179V177H177ZM177 178L175 179V181L178 183V181H180L179 179H178V181H177ZM182 177H181V175H180V179H181ZM187 178H189V180H190V176H188ZM203 178V177H202ZM213 178V177H212ZM224 178V179H225ZM4 179V178H3ZM114 179V178H113ZM149 179V178H148ZM167 179H169V177L167 178ZM183 179V178H182ZM181 179V180H182ZM204 179V178H203ZM210 179H211V177H210ZM214 179H216L215 177H214ZM213 179V180H214ZM219 179V178H218ZM6 180V179H5ZM135 180V181H134ZM149 180H151V182H152V179H151V177H150V179ZM148 180V181H149ZM164 180V179H163ZM162 180V181H163ZM170 180H172V179H170ZM170 180H167V182H169ZM192 180H194L193 178H192ZM192 180H191V182H192ZM196 180V179H195ZM202 180V179H201ZM208 180V179H207ZM220 181L219 182H222L221 180L222 179H219ZM232 180V179H231ZM7 181H9V178H8V180ZM113 181V180H112ZM143 181V180H142ZM147 181V182H148ZM174 181V184H175V187L176 186H178L177 184H176V182ZM184 181L185 182H188L187 180H185L184 179ZM203 182L205 181V180H202ZM236 181H238V180H236ZM235 181V182H236ZM146 182V183H147ZM158 182V181H157ZM165 182H166V180H165ZM164 182V183H165ZM203 182H201V184L200 185H202L203 184ZM217 182V181H216ZM138 183V182H137ZM136 183V184H137ZM140 183V182H139ZM150 183V182H149ZM153 183V182H152ZM151 183V184H152ZM156 183V182H155ZM154 183V184H155ZM159 183V182H158ZM163 182H161V184H162ZM172 183V182H171ZM170 183V184H171ZM183 183V182H182ZM195 183V182H194ZM193 183V184H194ZM211 183H213V182H211ZM218 183V182H217ZM161 184H159V185H161ZM165 184V185H167V186H165L166 188L168 187V186H171V185H173V184ZM179 184V183H178ZM181 184V183H180ZM191 184V183H190ZM196 184V183H195ZM194 184V185H195ZM199 184V183H198ZM205 184V183H204ZM203 184V185H204ZM208 184V183H207ZM222 184H223V182H222ZM222 184H215V186L213 185H209L210 187H211V191L209 192V193H207L208 195H206L203 191V194L202 193H198L199 191L198 190H196V189H193L194 188V186L193 185H191V186H193V188L191 187V188H189L188 186H185V187H188V188H186V189H179V187H177L179 190H176V192H174V193H170L171 195H170V198L169 197H167V198H169V199H172L173 198V200H171L172 202H173V204L171 203V205H170V208H166L165 207V203L163 202V201H159L158 199H154L152 202H148V204L149 203H151L150 204V207L148 206V208H147V210H146V214H145V211H144V209H142L144 206H142L141 207V209L142 210H140V208H139V210L140 211H138V214H142V213H140L141 211H144V214L146 215V216H151V218L153 219V221L155 220V222H153L152 220H151V218L149 217L148 219H150V221L152 222V223H157V224H159V225H161L162 223L165 225V222H164V220H166V219H168V218H171V217H173V216H175V215H177L175 212L177 211H175V208L176 207H181L182 208V205L183 204H185V203H183V202H185V201H187L188 202V200L191 198V197H193V196H204V197H208L209 196V199L210 200H212L211 198H213L214 196H218L219 195V193H221L222 192V194L221 195H223V191H222V189H223V187H222ZM231 184V183H230ZM235 184V185H234ZM131 185V184H130ZM129 185V186H130ZM134 185H131V186H134ZM157 185V184H156ZM163 185V184H162ZM184 185H187V184H184ZM202 185V186H203ZM229 185V184H228ZM233 186H232V190L231 191H228L229 193L230 192H235L236 190L238 191L239 190V192H242L241 190H243L244 191V189H245V191H246V189L247 190H249V188L253 185V184H248L247 185V183L246 182H240L239 181V183H233L232 184ZM249 185H251V186H249ZM2 186V185H1ZM84 186V185H83ZM127 186V185H126ZM155 186V185H154ZM164 186V185H163ZM182 187H183V184L181 185ZM190 186V185H189ZM199 186V185H198ZM206 186V185H205ZM224 186V185H223ZM261 186V188H262V185H260ZM136 187V186H135ZM175 187H173L174 189H175ZM196 187H197V185H196ZM195 187V188H196ZM201 187V186H200ZM204 187V186H203ZM257 187V186H256ZM125 188H127V187H125ZM158 188V187H157ZM157 188L154 190V191H156L157 190ZM161 188V187H160ZM163 188V187H162ZM169 188V187H168ZM171 188V187H170ZM198 188V187H197ZM229 188V190L231 189L230 188V186L228 187ZM253 188V187H252ZM251 188V189H252ZM260 188V187H259ZM2 189V188H1ZM0 189V192L2 191ZM26 189V188H25ZM199 189V188H198ZM201 189V188H200ZM203 189V188H202ZM206 189H207V187H206ZM225 190H226V188H224ZM3 190H4V187H3ZM6 190V189H5ZM126 190V189H125ZM149 191L151 190V189H148ZM161 190V189H160ZM164 190V189H163ZM13 191V190H12ZM137 191H139V189L137 190ZM152 191H153V188H152ZM158 191V190H157ZM165 191V190H164ZM163 191V192H164ZM167 191H168V189L166 190V193H167ZM170 191V190H169ZM198 191V192H197ZM201 191V190H200ZM205 191V190H204ZM250 191V190H249ZM4 191H2V193H3ZM147 192V191H146ZM146 192H144L145 194H146ZM232 192V193H233ZM247 192V191H246ZM263 192V191H262ZM126 193V194H125ZM136 193V194H137ZM149 193V192H148ZM147 193V194H148ZM155 193H157V192H155ZM155 193H153V194H155ZM231 193V194H232ZM248 193V192H247ZM251 193V192H250ZM252 193H254V191H253V189H252ZM149 194H152L151 192L149 193ZM148 194V195H149ZM152 194V195H153ZM160 194V192L158 193V195ZM163 194V193H162ZM161 194V195H162ZM168 194V193H167ZM224 194H227V193H224ZM230 194V195H231ZM236 194H237V192H236ZM235 194V195H236ZM255 194V193H254ZM262 194H264V193H262ZM5 195H6V193H5ZM134 195V194H133ZM132 195V196H133ZM157 195V194H156ZM157 195V196H158ZM228 196H229V194H227ZM227 195H225V196H227ZM233 195H234V193H233ZM234 195V196H235ZM256 195V194H255ZM260 195V194H259ZM131 196V195H130ZM135 196V195H134ZM143 196V197H142ZM151 196V195H150ZM165 196V194L162 196V197H164ZM169 196V195H168ZM220 196V195H219ZM227 196V197H228ZM249 196L251 197L252 195H250L249 194ZM153 197V196H152ZM154 197H156L155 195H154ZM153 197V198H154ZM172 197V198H171ZM194 197V198H195ZM222 197H224V195L222 196ZM222 197H220V198H222ZM253 197H254V195H253ZM259 197V196H258ZM149 198H151V197H149ZM164 198H166V197H164ZM164 198H162V200L164 199ZM193 198V199H194ZM231 198V197H230ZM252 198V197H251ZM144 199H147L146 197H144ZM197 199V198H196ZM195 199V200H196ZM206 199V198H205ZM208 199V201L210 202V200ZM215 199V198H214ZM253 199V198H252ZM251 199V200H252ZM147 200H149V199H147ZM191 200V199H190ZM195 200H192V201H194L195 202ZM217 200H218V198H217ZM223 200V199H222ZM231 201H226V200H224V202H220L222 205V208L223 209H226L225 207H228L229 208V210H230V208H233V207H229V206H233L234 205V202H232L233 201V199L231 198L230 199ZM235 200V199H234ZM255 200H257V198H256V196H255ZM142 201H143V203H142ZM145 201V202H144ZM149 201H151V200H149ZM166 201H168V200H166ZM165 201V202H166ZM201 201H204V200H201ZM200 201V202H201ZM208 201H207V199H206V203H207V205H208ZM213 201V200H212ZM237 201H239V200H237ZM246 201H249V198H248V200H246ZM214 203L213 204H215L216 203V201H213ZM252 201H250L249 203H251ZM255 201H253V203H254ZM167 204L169 203V201L168 202H166ZM189 203H191V202H189ZM199 203V202H198ZM202 204H203V202H201ZM242 203V201L239 203V205ZM243 203H245V202H243ZM253 203H252V205H253ZM117 204V205H116ZM139 204H141V205H139ZM193 204H195V203H193ZM200 204V203H199ZM210 204V203H209ZM212 204V203H211ZM210 204V205H211ZM235 204H236V202H235ZM113 205V206H112ZM127 205V206H128ZM131 205V206H130ZM133 205V206H132ZM143 205H145V204H143ZM174 205V213H175V215L174 214H172L171 215V212H173V210H172V206ZM186 205H188V204H186ZM203 205H205V204H203ZM203 205H202V207H203ZM207 205H205V206H207ZM220 204H218V206H219ZM252 205H250L251 207L250 208H253L252 207ZM191 206H193V205H189L188 207H189V209L191 208L192 209V207ZM195 206H196V204H195ZM200 206V205H199ZM234 206H236V205H234ZM114 207V208H115ZM132 207V208H131ZM162 207H164V212L162 213L161 212V210L163 209ZM198 207V206H197ZM201 207V206H200ZM208 207V206H207ZM211 207V206H210ZM209 207V208H210ZM214 207V206H213ZM240 208L242 207V206H239ZM245 207V206H244ZM119 208H121L120 206H119ZM122 208H123V206H122ZM183 208H184V206H183ZM186 208V207H185ZM193 208H194V206H193ZM196 208V207H195ZM194 208V209H195ZM199 208V207H198ZM212 208V207H211ZM210 208V209H211ZM218 208V207H217ZM221 208V207H220ZM222 208H221V211H222ZM235 208V207H234ZM238 208V207H237ZM236 208V209H237ZM178 210H179V208H177ZM187 209V208H186ZM193 209V210H194ZM197 209V208H196ZM204 209V208H203ZM205 209H206V207H205ZM204 209V210H205ZM213 209L214 208H212V210H207V212H208V214L210 215V218L209 219H207L208 221L211 219V217H212V215H213V217L212 218H214L215 220H216V218H217V220H219L218 218L220 217V216H222V218L220 219L221 221H222V219H223V216H225V215H223V213L221 212H217V213H219L220 214V216H219V214L217 215L216 214V211L217 210H215V211H213ZM80 210V209H79ZM124 210H125V208H124ZM181 211H182V209H180ZM180 210L178 211L179 213H180ZM193 210H192V212H193ZM199 210H200V212H201V209L199 208ZM219 210V209H218ZM228 210V211H229ZM231 210H233V209H231ZM253 210V209H252ZM252 210H251V212H252ZM73 211V210H72ZM127 211V210H126ZM191 211V210H190ZM189 211V212H190ZM227 211V210H226ZM225 211V212H226ZM254 211H255V209H254ZM69 212V211H68ZM106 212H104V213H106ZM129 209H128V211H127V216L129 215ZM184 212V211H183ZM185 212H186V210H185ZM194 212H197V211H195L194 210ZM193 212V213H194ZM199 212V211H198ZM224 212V213H225ZM231 212V211H230ZM230 212H228V213H230ZM249 213H251L250 211H248ZM256 213H257V211H255ZM263 212H264V209H263ZM131 213V212H130ZM137 212L135 211V213L134 214H136ZM203 213H205V211L203 212ZM202 212H201V214H203ZM262 213V212H261ZM109 213H107V215H108ZM143 214V215H144ZM162 215V216H160V218H162L161 220L159 219V215ZM181 214V213H180ZM180 214H178V215H180ZM185 214V213H184ZM195 214V213H194ZM207 214V213H206ZM222 214V215H221ZM252 214V213H251ZM259 214V213H258ZM22 215V216H23ZM86 215H90V216H92L93 217V219L91 218V217H89V219H92L91 221H88L87 219H85V220H83L84 218H85V216ZM95 215L97 216V217H95ZM102 215H104L103 213H102ZM106 215V214H105ZM106 215V216H107ZM131 215V214H130ZM129 215V216H130ZM144 215V216H145ZM170 215H171V217H170ZM196 215V214H195ZM198 216H199V214H197ZM196 215V216H197ZM249 215V214H248ZM261 215V217H262V214H260ZM105 217V218H110V217ZM132 216H133V214H132ZM143 216V218H145ZM183 216H185V215H183ZM189 218L187 219L188 220V222H189V227L190 226H192L191 224L192 223H194L195 222V224L197 223L196 221L198 220V219H201L202 217H200V218H196L197 220L196 221H194V218H193V214H192V217L188 214L187 215ZM197 216V217H198ZM201 216V215H200ZM246 216V215H245ZM250 216V215H249ZM249 216L248 217H246V218H248V222H249V219L251 218H249ZM258 216V218H259V215H257ZM257 216H255V217H257ZM103 217V219H104V216H102ZM131 217V216H130ZM205 217V216H204ZM226 217V216H225ZM254 217V218H255ZM260 217V218H261ZM20 218H21V216H20ZM101 218V217H100ZM132 219L134 218V217H131ZM136 218H137V215H136ZM142 218V220L144 221L143 223L142 222H140V223H135L136 221H134L132 224H127L128 225V228H130V226H132L131 228H132V230L131 229H128V230H125V229H123V231H118V232H116L115 233V237H123V236H125V237H128V238H130L131 236H133V238L132 239H137L138 237H136L137 235H139V234H137V230L136 229H140V227H142V226H144L145 228H146V230L148 229V231H146V233H144L145 235H148V237H150V241H148V243H150V244H148L147 245V251L143 254L145 257H146V255H147V253H148V255L147 256H149V253H150V251L149 250H154V251H156L155 249H154V247L153 246H151V244H153L154 246H163V245H165V244H167V243H170L171 242V244H172V246L170 247V245L168 246V247H170V251H171V248L174 250H172V253L174 252V254H172L170 257H167L166 259L167 260H165L166 262H168V264H179V262H180V257H182L181 255H180V251L181 250H183V249H180V248H182V245L184 246V244H186V243H190L191 241H194V240H196V238L197 239H202L203 237H206L207 235L209 236V234H211V236H212V233H211V231L209 230V234H207V235H205V233L202 231L201 233H203V234H201L200 235V231H198V233L196 232V228H195V233L194 234H196L197 233V235H193V236H195V237H193V236H191V237H193L192 239H188V237L186 238V236H189L188 234L190 233V232H188V234L186 233V234H184L185 235V240L183 239H180L179 241H177L176 239V241L175 242H173L170 238H171V235L169 236V234L172 232V231H170V233L169 234H166V232H167V230H170V228L169 229H167L166 230V232H165V234L166 235H168L169 236V238H168V236H166L165 234H164V231H160V230H162V229H160V228H158V226H156L157 228L156 229H154L155 227H153L152 226V224L150 223V221L148 220V221H146V220H144ZM176 218H177V216H176ZM186 216H185V219L184 220H186ZM206 218H208V215H207V217ZM244 218V217H243ZM246 218H244V219H246ZM254 218H253V220L252 221H250V223L251 222H255V221H257L258 219H255V221H254ZM259 218V219H260ZM263 218H264V216H263ZM102 219V218H101ZM128 219V218H127ZM138 219H140V218H138ZM177 219H179L180 221H181V218H177ZM183 219V218H182ZM203 219V218H202ZM214 219H212V220H214ZM226 219V218H225ZM224 219V220H225ZM262 219V218H261ZM100 220V219H99ZM129 220H130V218H129ZM128 220V221H129ZM135 220V219H134ZM141 220V219H140ZM159 220H160V222L163 220V222H161V224L160 223H158L159 222ZM178 220V221H179ZM184 220L183 221H181V222H184ZM204 220H205V218H204ZM223 220V221H224ZM263 220V219H262ZM262 220H260V222H262ZM76 221V220H75ZM119 223H118V222ZM169 221H171V220H169L168 219V221L167 222H169ZM174 221H177L176 219H174ZM177 221V222H178ZM179 221V223L181 224V226L183 225V223H181ZM202 220H200V222H201ZM223 221L221 222V224L223 223ZM245 221V223H246V220H244ZM259 221V220H258ZM257 221V222H258ZM125 222H127L126 220H125ZM166 222V224H170L171 225V223L173 222H170V223H167ZM186 222V221H185ZM184 222V223H185ZM199 222V221H198ZM202 222H204V221H202ZM201 222V223H202ZM206 222V221H205ZM212 223H213V221H211ZM211 222H209V223H211ZM216 222L217 221H215V226H216ZM256 222V224H258ZM264 222V221H263ZM200 223V224H201ZM211 223V224H212ZM225 223V222H224ZM250 223H249V226H250ZM124 225H126V223H123ZM173 224V226L176 224H174V223H172ZM180 224H179V226H180ZM186 224V225H187ZM204 225H205V223H203ZM208 224V223H207ZM206 224V225H207ZM221 224H219V225H221ZM247 224V223H246ZM255 224V223H254ZM255 224V225H256ZM260 225H261V223H259ZM264 224V223H263ZM126 225V226H127ZM185 225V226H186ZM202 225V224H201ZM204 225H202V226H200L201 228L202 227H205ZM225 224H222V226H224ZM248 225V224H247ZM162 226V225H161ZM161 226H159V227H161ZM173 226H171V227H173ZM177 226V225H176ZM180 226V227H181ZM184 225H183V227H185ZM194 226H196V225H194ZM210 226V225H209ZM253 226V225H252ZM118 227H119V225H118ZM121 227V226H120ZM144 227H142L141 229V231L143 232V228ZM147 227H149V228H147ZM167 227V226H166ZM183 227H181V229L183 228ZM188 227V228H189ZM198 227V226H197ZM218 226H216V227H210V228H214V230H212V231H214V232H216L215 231V229L217 228ZM256 227H257V225H256ZM256 227L254 226V228L252 227V229H255V230H253V231H250L251 229V227L248 229L249 230V232H251V233H249L250 235H254L256 238L259 236V234H258V231L259 230H257L256 229ZM162 228H163V226H162ZM164 228H165V226H164ZM175 228V227H174ZM177 228V227H176ZM179 228V227H178ZM177 228V229H178ZM200 228V229H201ZM207 228H208V226H207ZM210 228H208V229H210ZM222 229H220V230H223L224 228L223 227H221ZM262 228L263 227H260V230H262ZM136 231H135V230ZM138 229V230H139ZM160 229V230H159ZM173 229V228H172ZM177 229H173V232H174V230H177ZM185 229H187L186 227H185ZM194 228H193V226H192V230H193ZM246 229V230H247ZM264 229V228H263ZM8 230V229H7ZM130 230V231H129ZM183 230V229H182ZM190 230V229H189ZM202 230V229H201ZM205 230V229H204ZM216 230H219V229H216ZM245 230V231H246ZM186 231V230H185ZM185 231H184V233H185ZM194 231V230H193ZM193 231H191V232H193ZM205 231H208L207 229L205 230ZM263 231V230H262ZM262 231H260L261 232V235H262ZM139 232H140V230H139ZM142 232H140L142 235H144ZM144 232H145V230H144ZM213 232V234H215ZM220 232V234H221V231H219ZM248 232V231H247ZM257 232V233H256ZM178 233H179V231H178ZM183 233V232H182ZM27 234H28V237H27ZM83 234V233H82ZM140 234V235H141ZM192 234V233H191ZM199 234V235H198ZM219 233H217V235H218ZM237 234V233H236ZM238 234H239V232H238ZM246 234V232H244V235ZM248 233L245 235V236H250ZM140 235H139V237H140ZM172 235H177V234H172ZM183 235V236H184ZM196 236H198V237H196ZM214 236H216V235H214ZM218 236H220V235H218ZM238 236V235H237ZM239 236H240V234H239ZM144 237H146V236H144ZM148 237H146V239L148 238ZM191 237H189V238H191ZM120 238V239H121ZM124 238V237H123ZM122 238V239H123ZM174 238V237H173ZM172 238V239H173ZM247 238V237H246ZM252 238V237H251ZM255 238V239H256ZM260 238H262V242H264V236H259V238H257L256 240L257 241H260V240H258V239H260ZM121 239V240H122ZM139 239V238H138ZM138 239H137V242H138ZM143 239V238H142ZM149 239V238H148ZM179 239V238H178ZM205 239V238H204ZM207 239H208V237H207ZM209 239H210V236H209ZM242 239H245V237H242ZM248 239H250V238H248ZM255 239L253 238V239H251L252 241H255ZM124 240V239H123ZM127 240V239H126ZM131 240V239H130ZM129 240V241H130ZM245 240H247V239H245ZM95 241V240H94ZM132 241V240H131ZM130 241V243H132ZM141 241H143V240H141ZM145 241H147V240H145ZM198 241V240H197ZM202 241H204V240H201V242ZM205 241H206V239H205ZM242 241V240H241ZM248 241H250V240H248ZM89 241H87V243H88ZM95 242H97V241H95ZM195 242V241H194ZM193 242V244H195V243H197V242H195L194 243ZM207 242V241H206ZM261 242V243H262ZM98 243V242H97ZM100 243V242H99ZM103 243V242H102ZM123 243L125 244V243H127L126 241L124 242L123 241ZM134 243H136L135 241H134ZM133 243V244H134ZM139 243H141L140 242V239H139ZM144 243V242H143ZM202 243H204V242H202ZM244 243H245V241H244ZM261 243H259V244H257L256 242H255V244H257V246L258 245H260ZM66 244H68V245H66ZM127 244H129V243H127ZM138 244V243H137ZM145 244H146V242H145ZM241 243H240V241H239V244H238V246L240 245ZM251 245H252V242L250 243ZM262 244H264V243H262ZM261 244V245H262ZM130 245V244H129ZM187 245V244H186ZM185 245V246H186ZM203 245V244H202ZM202 245H200V246H202ZM242 245V244H241ZM254 245V244H253ZM261 245L260 246H258L259 248H258V250L256 251L257 253H264V251H262V249H263V246L261 247ZM71 246V247H70ZM99 246H101V245H99ZM132 246V245H131ZM136 246H138V247H140L139 245H136ZM243 246V245H242ZM249 246V245H248ZM133 247H134V249L132 250V248H131V251H129V254H127V257L128 258H130V260H131V257H133V256H131L133 253H137L138 254V251H137V249L139 250V248L137 247V249L135 248V246L133 245ZM142 247V246H141ZM187 247V246H186ZM188 247H189V245H188ZM199 247V245L197 246V248ZM203 247V246H202ZM241 247V246H240ZM244 247H246V246H244ZM251 247V246H250ZM252 247H254V246H252ZM256 247V246H255ZM145 248V247H144ZM160 248V247H159ZM167 247H165V249H166ZM219 248V247H218ZM248 248V247H247ZM163 249V248H162ZM161 248H160V251L162 252V251H165V249L164 250H162ZM188 249V248H187ZM193 249V248H192ZM196 249V247H194V250ZM200 249V248H199ZM199 249H197V250H199ZM202 249V248H201ZM200 249V250H201ZM220 249V248H219ZM243 249H245V248H243ZM253 249V248H252ZM255 249H257V248H255ZM129 250V249H128ZM143 250V249H142ZM142 250H139V251H142ZM197 250L195 251V252H197ZM203 250V249H202ZM218 250V249H217ZM77 251V250H76ZM75 251V252H76ZM126 251H127V248H126ZM126 251H125V253H126ZM149 251V252H148ZM157 251H159L158 250V248H157ZM159 251V252H160ZM167 251H169V250H167ZM187 250L185 249V252H186ZM188 251H190V249L188 250ZM193 251V250H192ZM247 251V250H246ZM245 251V252H246ZM142 252H144V251H142ZM141 252V253H142ZM153 252V251H152ZM159 252H157V253H159ZM203 252H204V250H203ZM215 252V251H214ZM251 252H253L252 250H251ZM74 253V252H73ZM69 254L68 255V257H70L71 259H74V261H75V263H77V264H84L85 262H86V260H88V258L87 257H85V256H80L79 254H77V255H75V254ZM154 253H156V252H154ZM168 253H170V252H168ZM181 253H183V251L181 252ZM247 253V252H246ZM146 254V255H145ZM162 254V253H161ZM161 254H159L160 256H161ZM184 254V253H183ZM187 253H185V255H186ZM190 254V253H189ZM193 254V253H192ZM195 254V253H194ZM201 254H202V251H201ZM249 255L251 254V253H248ZM138 255H140V254H138ZM150 255H153V254H151L150 253ZM154 255H156V254H154ZM163 255V254H162ZM202 255H204V254H202ZM217 255H220V254H217ZM258 255H260L261 256V254H258ZM131 256V257H130ZM134 256H135V254H134ZM142 256V255H141ZM190 256V255H189ZM188 256V257H189ZM194 256V255H193ZM205 256V255H204ZM214 256V255H213ZM216 256V255H215ZM260 256H258V257H260ZM126 257V256H125ZM125 257H124V259H125ZM126 257V258H127ZM137 257H140V256H137ZM184 257V256H183ZM186 258V256L184 257V258H186V259H191V258H193V257H191V258ZM195 257V256H194ZM197 257H199V255L197 256ZM201 257V256H200ZM226 257V256H225ZM262 257V256H261ZM260 257V258H261ZM184 258L181 260L183 263H184ZM211 258H213V257H211ZM217 258V257H216ZM259 258V259H260ZM145 259V258H144ZM203 258L201 257V260H202ZM226 260L227 258H223L222 259V262H223V260ZM229 259V262L228 263H226V264H237V262H234L235 261V259H234V261H230V258H228ZM112 260V259H111ZM193 260H195V258L193 259ZM193 260H190L191 261V263H192V261ZM197 260V259H196ZM195 260V261H196ZM198 260H199V258H198ZM198 260H197V262L196 263H199L198 262ZM211 260V259H210ZM214 260V259H213ZM217 260L219 261H221V259L219 258H217ZM224 260V261H225ZM233 260V259H232ZM238 259H236V261H237ZM141 261V260H140ZM203 261L204 260H202L201 262L203 263ZM216 261V260H215ZM219 261V262H220ZM228 261V260H227ZM227 261H225V262H227ZM259 261V260H258ZM182 262H180V264L182 263ZM194 262V261H193ZM218 262V263H219ZM221 262V263H222ZM224 262V263H225ZM190 263V262H189ZM190 263V264H191ZM208 263V262H207ZM239 263V262H238ZM167 264V263H166ZM184 264H186V263H184ZM187 264H188V262H187ZM194 264V263H193ZM200 264V263H199ZM206 264V263H205ZM211 264V263H210ZM223 264V263H222ZM241 264V263H240ZM257 264H264V262H258Z\"/></svg>", "mask_w": 264, "mask_h": 264}]
</instances>
